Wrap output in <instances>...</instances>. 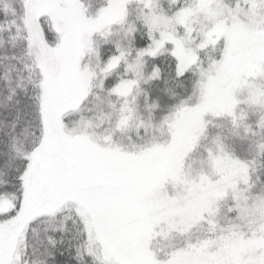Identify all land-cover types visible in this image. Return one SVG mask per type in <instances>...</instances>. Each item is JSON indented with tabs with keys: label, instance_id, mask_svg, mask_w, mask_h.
I'll return each mask as SVG.
<instances>
[{
	"label": "snow or ice",
	"instance_id": "6c2138e0",
	"mask_svg": "<svg viewBox=\"0 0 264 264\" xmlns=\"http://www.w3.org/2000/svg\"><path fill=\"white\" fill-rule=\"evenodd\" d=\"M0 264H264V0H0Z\"/></svg>",
	"mask_w": 264,
	"mask_h": 264
}]
</instances>
